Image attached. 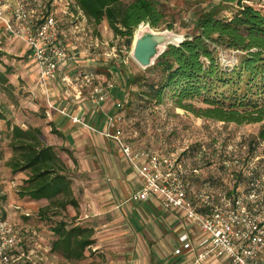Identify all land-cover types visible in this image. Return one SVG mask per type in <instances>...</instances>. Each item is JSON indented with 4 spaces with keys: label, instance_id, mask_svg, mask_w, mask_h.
<instances>
[{
    "label": "trees",
    "instance_id": "trees-1",
    "mask_svg": "<svg viewBox=\"0 0 264 264\" xmlns=\"http://www.w3.org/2000/svg\"><path fill=\"white\" fill-rule=\"evenodd\" d=\"M72 1L96 25L107 21L116 36L129 39L130 46L141 25L158 28L166 22V12L156 0ZM218 1L236 4L232 16L216 11L204 14L192 37L179 46H168L158 58L151 69L157 71L152 78L130 76L129 84L141 87L138 95L148 104H162L170 98L176 107L207 119L264 122V10L246 0ZM173 28L169 23L168 29ZM224 53L230 58L225 60ZM9 71L0 72L4 83ZM195 101L206 106L196 108ZM1 121L7 128L0 133L12 151L7 165L14 175H25L18 188L20 196L47 201L40 209L42 216L62 215L72 208L76 212L72 220L80 221H61L54 226L53 253L71 262L85 259L95 243V227L79 218L74 170L61 154L64 148L50 144L40 126L14 122L4 105L0 106ZM52 132L59 133L54 127ZM261 133L264 136V130Z\"/></svg>",
    "mask_w": 264,
    "mask_h": 264
},
{
    "label": "rangeland",
    "instance_id": "rangeland-1",
    "mask_svg": "<svg viewBox=\"0 0 264 264\" xmlns=\"http://www.w3.org/2000/svg\"><path fill=\"white\" fill-rule=\"evenodd\" d=\"M123 1L129 2L131 0ZM156 1L166 12V22L154 29H168V25L171 23L174 26L172 30L185 38H190L197 32L198 20L204 14L216 11L221 12V16L230 17L237 8L236 4L224 3L218 0ZM246 2L264 10V0H246ZM29 9L35 17H42L48 11L54 12L59 21V30L69 48L70 54L73 56L76 53V58H79L76 65H79L82 58H91L93 61L92 70L104 77L101 80V84L114 85L115 99L120 100L123 104L119 111L123 116L121 127L126 135L127 143L132 142L136 149L161 148L164 146L163 142L165 141L172 148L184 149L189 147L193 152L186 155V157L194 165L199 164V160L196 159L195 155L198 147L201 144H210L212 146V140L221 142L223 146L233 145L235 147L257 148L256 150L259 153L264 152V136L261 133L264 130V122L238 124L207 119L176 107L170 98H166L162 104L146 103L145 99L138 95L141 87L137 83L129 84L130 76L133 78L145 75L148 78H152L157 71L151 70L154 65L148 69L140 66L131 55L133 45L130 46L129 39L116 36L107 21L96 25L85 18L84 13L69 0H44L41 5L32 1ZM223 56L225 60L230 58L227 53H224ZM37 68L38 66L29 48L7 33L3 25L0 24V72L5 73L8 69H11L10 73H6L8 82L4 83L0 80V106L4 105L8 109L14 122L43 128V117L39 115L44 116L46 114L45 107L42 106L43 99L35 92L39 89L48 98L50 97V92L45 93V90L37 82ZM79 69L73 75L72 83L70 81L65 83L61 80H56L51 82L48 87L50 88L51 84L55 83L60 88V96H63L62 93L65 94L68 87L74 85L76 89L70 87V93L73 92L74 94L72 96H75V93L83 95L85 100L96 104L97 102L91 96L92 86L84 84L81 79V73L83 72L81 69L85 68L81 67ZM68 77L71 78L70 76ZM205 106V104L195 101L196 108ZM82 120L83 122L78 124L97 132L96 128L92 127L84 119ZM1 124L0 131L5 130L7 128L6 123ZM1 126H4V129ZM101 133L105 138L109 139L106 132ZM81 142L87 148L88 141L82 139ZM61 148H64L61 154L65 161L68 165L76 168L75 162L77 163L78 160L76 154L74 152L71 153L72 150L67 147ZM73 151L76 152L74 149ZM10 155H12V151L8 147V139L0 133V181L6 178L11 186L9 191L4 189L6 193L4 200L1 197L4 196V193H1L3 189L0 190V213L21 226L33 227L40 235L39 240L42 246L46 244L51 248L55 239L53 228L58 222L67 221L70 224H75L80 221L72 220L73 216H75L72 208L62 215L42 216L40 209L47 204V201L19 199L18 188L25 175L20 174L17 178L15 177L17 175L4 171L5 167H7L6 159L8 160ZM204 170L209 174L218 172L216 168L208 166H204ZM73 177L75 190L78 192L76 188L82 182H85V176L78 169H75ZM1 185L3 184L0 183ZM89 224L93 225L92 223ZM94 238L95 243L88 248L85 259L71 262L65 260L60 254L54 253L56 258L53 261L56 264L121 263L122 259L118 257H125V255L116 254L121 252L111 251L105 246L104 243H107L106 241L101 243L96 229ZM124 262L126 263L128 260L124 259Z\"/></svg>",
    "mask_w": 264,
    "mask_h": 264
},
{
    "label": "built area",
    "instance_id": "built-area-1",
    "mask_svg": "<svg viewBox=\"0 0 264 264\" xmlns=\"http://www.w3.org/2000/svg\"><path fill=\"white\" fill-rule=\"evenodd\" d=\"M32 1L41 5L44 0H0V24L29 48L39 68L38 83L48 93L51 82H69L63 66L73 56L56 14L48 11L35 17L29 9ZM81 79L92 86L91 96L98 104L110 98L105 86L96 83L95 72H82ZM48 106L58 109L50 102ZM117 106L118 112L109 116L106 135L118 144L143 180V187L130 199L140 202L156 197L163 209L184 212L202 235L195 264H264V152L212 140V146L198 147L199 164L194 165L186 157L193 152L189 147L172 148L165 141L161 148L136 149L125 140L119 112L122 102ZM59 111L75 123L83 122L67 108ZM204 166L218 172L209 174ZM39 238L33 227L21 226L0 213V264H41L44 256ZM193 250L191 236L181 235L176 254Z\"/></svg>",
    "mask_w": 264,
    "mask_h": 264
},
{
    "label": "crops",
    "instance_id": "crops-1",
    "mask_svg": "<svg viewBox=\"0 0 264 264\" xmlns=\"http://www.w3.org/2000/svg\"><path fill=\"white\" fill-rule=\"evenodd\" d=\"M76 55L75 53L63 66L64 73L71 77L69 78L71 83L73 75L81 67L85 68L81 69L83 72H94L91 68L93 65L91 58H82L79 65H76L79 61ZM37 69L39 77V68ZM97 78L96 83L101 84L104 77L97 74ZM104 86L111 96L101 104L87 101L83 95L76 93L72 96L70 87L76 89L74 85H70L66 93H62L63 96H60V88L55 83L49 88V98L39 89L35 92L43 99L42 106L45 107L46 114L39 116L43 117L42 129L48 142L72 150L71 153L74 152L77 156L78 164L75 162L76 168L71 165L70 167L72 170L78 169L85 176V182L76 188L78 190L76 194L80 200L79 218L81 221L93 224L101 243L106 241L107 243L104 244L111 251L125 255V257H118L123 260L120 264H195L196 255L201 251L202 235L194 224L186 220L184 212L163 209L160 200L156 197L140 202H132L130 199L133 193L143 187V180L118 144L105 138L101 133L108 131L109 116L118 112L117 104L121 102L115 99L116 92L113 84H104ZM49 102L58 109H50ZM63 108H67L72 115L84 119L96 128L97 132L73 122L71 117L59 111ZM4 122H0V125ZM53 127L59 131L57 135L52 133ZM1 128L4 129V126ZM124 137L126 139V135ZM82 139L88 141L87 148L82 145ZM128 143L133 146L132 142ZM4 171L12 173L8 165ZM19 176L20 174L15 177ZM0 183L3 184L0 190L3 189L1 193H4V196L1 197L4 200L6 195L4 189L9 191L11 186L6 178L1 179ZM18 196L19 199H28L20 194ZM73 211V214H76L75 210ZM186 233L193 240L194 250L178 255L176 249L180 245V237ZM42 253L44 261L41 264H56L53 261L56 255L52 252V247L44 244ZM124 259L128 262L125 263ZM91 263L102 264V262L88 264Z\"/></svg>",
    "mask_w": 264,
    "mask_h": 264
},
{
    "label": "water",
    "instance_id": "water-1",
    "mask_svg": "<svg viewBox=\"0 0 264 264\" xmlns=\"http://www.w3.org/2000/svg\"><path fill=\"white\" fill-rule=\"evenodd\" d=\"M186 39L172 29L155 30L151 24H143L135 34L131 55L140 66L148 69L155 65L168 46H179Z\"/></svg>",
    "mask_w": 264,
    "mask_h": 264
}]
</instances>
